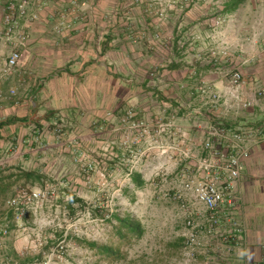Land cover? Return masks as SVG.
<instances>
[{
    "label": "crops",
    "instance_id": "crops-1",
    "mask_svg": "<svg viewBox=\"0 0 264 264\" xmlns=\"http://www.w3.org/2000/svg\"><path fill=\"white\" fill-rule=\"evenodd\" d=\"M13 1L0 0V68L19 42L5 36L4 18ZM85 1V7L75 10L71 2H34L29 11L38 12L39 20L20 22L28 37L25 47H18L21 60L11 74L0 72V227L10 231L0 236V264L34 261L18 260L16 255L19 244L13 231L18 223L15 210L8 206L15 186L23 179L45 180L51 168L62 165L64 154L84 144L98 150V159L105 156L100 144L106 135L109 161L118 166L120 156L128 154L118 140L137 136L125 122L129 111L136 120L149 123L157 137L158 150L143 158L145 166L149 161L163 166L168 158L178 157L183 160L178 174L187 171L197 180L203 178L196 166L205 157V131L213 119L234 129L264 125V101L254 95L256 88H264V0H237L236 9L226 14L223 10L232 0H176L173 7L178 12L172 10L167 26L157 19V4L150 0L130 11L128 0ZM214 7L220 8L225 21H234L230 32L213 33ZM160 33L163 39L157 43ZM254 34L257 40L248 44ZM213 49H229L231 57L222 60L223 71L210 64ZM234 66L249 82L245 100L253 107L240 110L227 98L215 116L189 117L191 109L206 110L198 92L202 85L227 95L226 75ZM170 122L173 127L162 131L161 126ZM199 122L203 129L197 128ZM57 134L63 136L61 141ZM87 136L92 139L86 142ZM79 138L82 144L76 146ZM145 143L139 151L149 149ZM183 151L189 153L188 160ZM102 164L97 160L106 170L108 164ZM198 206L194 210L201 213L204 208ZM221 223L215 235L207 234L208 226H200L202 246L195 263L264 264V140L244 162Z\"/></svg>",
    "mask_w": 264,
    "mask_h": 264
},
{
    "label": "rangeland",
    "instance_id": "rangeland-1",
    "mask_svg": "<svg viewBox=\"0 0 264 264\" xmlns=\"http://www.w3.org/2000/svg\"><path fill=\"white\" fill-rule=\"evenodd\" d=\"M141 1L128 0L126 9H134ZM150 1L153 5L157 4V11L154 10L157 19L161 22L163 20L165 26L169 25V15L173 14V11L178 12V9L173 7L176 0ZM182 2L187 3L188 0ZM162 13L168 17L167 20L162 18ZM212 13L214 17L222 11L214 7ZM213 31L218 34L221 30ZM162 39L163 35L160 33L156 42L160 43ZM126 117L127 115L124 118ZM152 134L148 141L137 140V136L135 139L128 138L129 135L118 140L120 148L128 154L120 156L116 167L109 161L110 142L106 135V140L102 142L104 145L100 144L101 147L105 146L106 150L101 149L105 156L98 159V150L94 151L96 148L87 143L80 149L72 148L64 154L65 160L61 161L64 166H54L49 170L52 177L46 176L45 180L31 178L29 183L21 180L20 184L15 186L9 202L20 190L41 191L46 195L43 201L38 203L27 204L20 200L24 216L17 220L15 215L18 226L13 231V237L17 241L15 243L19 244L16 250L18 260L25 258L42 261L52 254L53 264L203 263L199 260L196 263L188 262L184 246L191 231L187 227L188 218H192L195 224H206V219L203 218L204 209H200L201 215L190 216L189 212L197 213L194 209L199 206L191 194L183 189L184 182L189 179V173L185 171L178 174L177 168L181 167L182 163L178 157L168 158L163 166L149 164L150 161L148 166H145L143 158H151L150 155L158 150L154 142V131ZM91 139L87 136L85 140L87 142ZM80 140L81 138L77 139L79 143L76 146L82 144ZM143 142H146L147 149L149 148L147 151H139V145ZM97 160L101 161V164H108L104 166L106 170L103 166L98 167ZM133 173L142 176L145 182L143 187L138 188L133 182ZM179 194L186 201L189 211H184L176 200ZM70 196L84 202L76 203L73 206L74 212H71L68 206ZM9 202L8 206L11 207ZM113 214L139 221L144 226L145 235L142 238L133 235L122 238ZM197 217L203 218V223ZM76 238L119 248L122 259L106 260L96 251L75 241Z\"/></svg>",
    "mask_w": 264,
    "mask_h": 264
},
{
    "label": "built area",
    "instance_id": "built-area-1",
    "mask_svg": "<svg viewBox=\"0 0 264 264\" xmlns=\"http://www.w3.org/2000/svg\"><path fill=\"white\" fill-rule=\"evenodd\" d=\"M38 0H14L9 6L5 15V27L7 28L5 36L8 41H14L15 38L19 39L17 44H14V50L9 59L5 62L3 67L0 68L1 74L9 75L14 69L17 68L21 60V52L18 49L19 46L25 47L28 37L22 30L21 20L30 19L33 21L39 20V13H30L29 9L31 5ZM61 2H71L73 9L85 7L87 2L85 0H60ZM164 19V14H161ZM62 18H65L63 16ZM166 20L168 17H165ZM215 20L210 24L213 30H218V25L225 21L223 14H219L214 17ZM64 27L65 23H62ZM61 26V25H60ZM57 29H61L57 28ZM159 35L157 36V38ZM194 39H201L200 36H195ZM211 61L214 67H218L216 70L223 71L222 60L230 59V52L227 50H215L211 51ZM157 72L152 73L155 76ZM229 86L227 95L222 94L220 91L215 90L209 84H204L198 89V92L203 98V107L206 110L191 109L187 115L191 118H195L198 115H211L219 109L221 103L225 102L228 98L234 101L237 107L241 110H249L253 107V102L245 100L246 89L248 81L245 79L244 74L237 66L227 71ZM252 84V83H251ZM255 100L260 99L264 101V88L255 89ZM213 114V115H212ZM127 124H131L132 131L137 132V140H147L152 138L153 130L145 121H137L135 114L132 111L127 113L125 119ZM173 122V121H172ZM197 128L203 129L201 122L197 123ZM173 127L170 122L168 125L161 126V130L166 132L167 129ZM207 138L203 144V151L205 157L199 160L196 169L203 175L202 179L189 178L183 184L185 192L191 194L196 204H200L204 208V216L206 224L202 226H208L205 231L209 235H215L216 230L221 226V214L224 206L227 203H231L233 191L235 185L242 178V171L244 162L250 157L253 148L259 145L264 140V125L253 126L247 129H234L231 126L225 124V122L212 120L206 128ZM155 135V134H154ZM155 138V136H154ZM57 139L62 140V135L57 134ZM156 139V138H155ZM184 152H182L183 154ZM183 158L189 159V153L185 152ZM183 163V160H180ZM45 193L41 191L28 192L26 190H20L15 198H13L9 205L16 212L17 220H21L24 216V210L20 208V200H24L27 204L38 203L43 201ZM176 200L181 204V208L184 211H189L186 201L182 195H177ZM190 216L194 214L201 215L197 212H189ZM187 227L190 228L189 236L185 242V256L189 259L188 262H195V255L201 248L202 243L199 240L198 232L201 228L199 224H195L192 218H188ZM204 230V229H203ZM9 230L0 227V236H8ZM53 255L46 257L44 260L34 259L30 264H53ZM4 264H16L14 262H8Z\"/></svg>",
    "mask_w": 264,
    "mask_h": 264
},
{
    "label": "trees",
    "instance_id": "trees-1",
    "mask_svg": "<svg viewBox=\"0 0 264 264\" xmlns=\"http://www.w3.org/2000/svg\"><path fill=\"white\" fill-rule=\"evenodd\" d=\"M237 7V0H232V2L225 6L223 12L224 14L234 11ZM30 175V174H29ZM32 176V175H30ZM29 176V177H30ZM35 177L37 175H34ZM38 177V176H37ZM39 178V177H38ZM42 180V178H39ZM132 180L136 184L138 188H141L145 185L144 180L142 179V176L138 173L132 174ZM76 203H84L83 200L75 197L70 196L69 197V209L71 212H74V205ZM112 217L117 221L119 225L118 232L122 238H126L129 235L136 236L138 238H142L145 235V229L144 226L136 220H133L130 217L122 218L118 214H113ZM75 241L79 242L83 246L89 248L90 250L96 251L97 254L105 258L106 260L116 261L118 259H122V253L119 248L109 246V245H99L96 242H90L87 240H81V239H75Z\"/></svg>",
    "mask_w": 264,
    "mask_h": 264
},
{
    "label": "clouds",
    "instance_id": "clouds-1",
    "mask_svg": "<svg viewBox=\"0 0 264 264\" xmlns=\"http://www.w3.org/2000/svg\"><path fill=\"white\" fill-rule=\"evenodd\" d=\"M234 23V21H223L221 22V25H218V30H222L224 32H230L229 25ZM258 36L257 35H251L248 41V44H253L257 40ZM237 46V42L235 43L234 47ZM222 50H229V49H222Z\"/></svg>",
    "mask_w": 264,
    "mask_h": 264
}]
</instances>
